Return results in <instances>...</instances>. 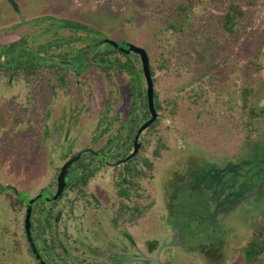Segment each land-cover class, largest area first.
Here are the masks:
<instances>
[{"label":"rangeland","instance_id":"374dc122","mask_svg":"<svg viewBox=\"0 0 264 264\" xmlns=\"http://www.w3.org/2000/svg\"><path fill=\"white\" fill-rule=\"evenodd\" d=\"M8 1L0 0V44L17 40L30 28L26 22L43 16L87 23L121 45L145 48L153 60L162 46L167 47L168 42L177 45L178 41L158 34L163 18L153 0H14L20 7L19 14ZM239 1L244 8L251 3ZM255 1L258 7L252 30L264 37V0ZM228 6V0H203L198 23H206L208 14L222 20ZM211 51L208 48L200 53L196 67L191 65L193 56L179 55L174 57L170 71L157 70L154 85L161 108L157 109V122L144 139L143 158L147 163L142 168L145 204L149 207L153 199L167 196L168 190L160 182L166 180V169L176 161L189 159L192 173H199L205 182L218 183L222 192V168L242 160L241 154L246 153L248 133L237 111L239 90L253 88L254 102L264 105V46L259 55L247 44L243 49L236 48L222 76L214 82L201 78L205 64L212 61ZM127 81L123 75L109 78L90 70L86 76L72 74L64 88L52 89L55 78L46 72L34 77H0V192L1 182L25 188V174L19 172L18 166L25 170L31 157L33 192L49 181L57 162H46L43 151L53 147H47L44 140L47 133L51 139L61 122L64 130L71 127L70 135L77 139L72 150H77L91 143L106 107H111V115L124 119L132 100ZM205 187L188 189L177 201L173 225H189L181 239L190 245L203 243L216 226V213L209 200L211 188ZM11 195L8 190L0 195V264H32L23 230L24 208L12 228H5L11 216ZM234 196L229 197L231 205L222 202L220 207L228 212L222 226L232 232L227 264H246L242 249L264 223V208L256 200ZM154 224L160 225L158 231L165 229L162 213L159 217L146 216L144 229L152 231ZM184 259L170 264H204V257L196 251Z\"/></svg>","mask_w":264,"mask_h":264},{"label":"flooded vegetation","instance_id":"af4514ba","mask_svg":"<svg viewBox=\"0 0 264 264\" xmlns=\"http://www.w3.org/2000/svg\"><path fill=\"white\" fill-rule=\"evenodd\" d=\"M8 2L15 13L21 12L20 7L18 11L10 1ZM53 77L55 83L51 85L52 89L66 86L68 80L63 84L55 75ZM110 108H105L97 122L96 134L85 147L72 150L77 139L71 137L70 126L64 130L63 122L55 128L50 140V134L47 133L44 141L47 147L52 145L53 148L43 151L46 154V162L57 164L51 171L49 181L38 191L32 190L35 180L32 157L25 170L22 165L18 166L19 172L25 174V188L19 189L14 184L1 182L3 190L0 195L6 190L12 194L9 199L11 216L5 228H12L24 208L23 230L32 264L43 263L35 255L26 235L28 201H32V238L45 264H170L179 259L185 260L191 251L202 255L204 264L229 263L228 244L232 232L223 228V218L228 212L226 214L224 208H220L225 196H219L220 190H209L210 205L216 213V226L213 230L209 228L210 234L206 235L203 243L193 246L181 239L189 225H186V228L173 225L178 198L188 189H203L201 187L208 186L209 182H205L199 173H192L189 159L176 161L166 169V180L160 182L162 188L168 190L167 196L161 195L153 199L152 207H149L145 204L142 185V168L147 163L143 158L144 139L158 117L141 133L137 153L127 159L135 150L139 128L150 119L151 113L130 133V109L127 116L120 119L118 115H111ZM105 115H108V119L103 123ZM72 121L71 119V123ZM129 137L132 139L130 146L126 144ZM86 149H92L94 152L82 153ZM80 153L81 156L69 169L62 193L53 199L58 192L59 176L64 164ZM247 167L244 159L232 164V169L235 170H249ZM225 172L226 168L223 167L222 174ZM261 187L262 185H256L254 192H259ZM161 213L165 229L158 231L160 225L154 224L152 231L145 230L146 216L152 214L159 217ZM48 220L52 221V226H48ZM53 237L57 240L56 245L52 244Z\"/></svg>","mask_w":264,"mask_h":264},{"label":"trees","instance_id":"16d2710c","mask_svg":"<svg viewBox=\"0 0 264 264\" xmlns=\"http://www.w3.org/2000/svg\"><path fill=\"white\" fill-rule=\"evenodd\" d=\"M228 2L222 20L208 14L210 19L199 24V6L203 0H153L163 18V26L158 34L178 40L177 45L168 42L167 47L162 46L155 60L149 56L154 83L157 81V70L170 71L174 57L179 55L193 56L195 60L191 65L196 67L195 64L200 63V53L212 48V61L205 64L201 76L210 82L222 76L236 48L243 49L247 44L259 55L264 46V37L252 30L258 7L256 1L251 0L246 8L239 0ZM26 24L30 28L17 40L0 44V77H34L47 72L65 84L72 74L86 76L90 70L101 72L109 78L113 74L123 75L128 78L132 96L129 108L131 120L128 123L132 129L130 133L141 120L149 116L147 82L138 54L125 53L109 43L97 44L104 34L92 25L77 20L39 17ZM187 64L190 65V62ZM239 97L238 109L235 108L240 123L248 133L246 153L241 154V158L246 160L249 170H235L232 169V162L227 163L219 196H225L223 202L231 205L229 197L237 194L239 198L244 197L242 200L250 198L261 202L260 207L264 208V105L254 102L251 87L240 89ZM156 99L155 93V106L161 108ZM104 118L102 122L108 119V115ZM102 122L101 126L104 125ZM126 144H132L130 137L126 139ZM256 185H262L259 192H254ZM208 186L211 190H220L218 183L209 182ZM47 224L52 226V221L48 220ZM263 235L264 223L255 230L242 249L246 264H264ZM52 239V244L56 245L57 240L55 237Z\"/></svg>","mask_w":264,"mask_h":264},{"label":"water","instance_id":"95a60500","mask_svg":"<svg viewBox=\"0 0 264 264\" xmlns=\"http://www.w3.org/2000/svg\"><path fill=\"white\" fill-rule=\"evenodd\" d=\"M11 3L14 5V7L19 11V6L18 4L14 1V0H10ZM101 43H109L111 45H113L114 47H116L118 50H121L125 53H131V52H134L136 54H138L140 56V59H141V65H142V69H143V73H144V76H145V79H146V82H147V102H148V108H149V111L151 113V117L149 120H147L140 128H139V131L136 135V140H135V150L133 153H131L127 159H130L132 158L138 151L139 149V143H138V140H139V137L141 135L142 132H144L155 120L156 118L158 117V113H157V110H156V107H155V85H154V80H153V77H152V73H151V66H150V58H149V54L147 52V50L143 47H139V46H136V45H133V44H127L126 46H123L121 44H119L117 41L111 39V38H108V37H105V38H101L97 44H101ZM83 152H94L92 149H86ZM80 153L78 156L70 159L69 161H67L62 170H61V173H60V176H59V188H58V192L57 194L55 195V198H57L63 191L64 187H65V184L67 182V175H68V172H69V169L70 167L72 166L73 162L76 161L80 156L81 154ZM126 159V160H127ZM31 214H32V201H28L27 203V211H26V217H25V230H26V235H27V238L30 242V245L35 253V255L37 256V258L39 259V261L43 264H45L37 250H36V247L34 245V241H33V238H32V234H31Z\"/></svg>","mask_w":264,"mask_h":264}]
</instances>
